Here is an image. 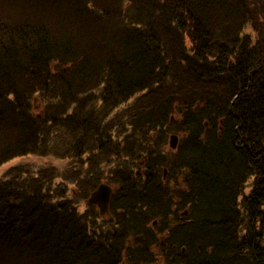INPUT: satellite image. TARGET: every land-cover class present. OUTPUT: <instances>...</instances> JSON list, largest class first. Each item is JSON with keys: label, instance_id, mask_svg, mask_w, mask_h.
<instances>
[{"label": "trees", "instance_id": "obj_1", "mask_svg": "<svg viewBox=\"0 0 264 264\" xmlns=\"http://www.w3.org/2000/svg\"><path fill=\"white\" fill-rule=\"evenodd\" d=\"M122 1L0 0V165L62 138L86 158L85 199L103 165L141 155L149 169L104 178L117 186L111 239L94 206L79 213L67 197L82 177L12 170L0 264H264V0ZM176 105L170 156L149 134H164Z\"/></svg>", "mask_w": 264, "mask_h": 264}, {"label": "rangeland", "instance_id": "obj_2", "mask_svg": "<svg viewBox=\"0 0 264 264\" xmlns=\"http://www.w3.org/2000/svg\"><path fill=\"white\" fill-rule=\"evenodd\" d=\"M122 5L124 6L125 10H127V8L130 7V5H132V0H123L122 1ZM254 17V16H253ZM253 22H247V24L244 27V31L243 33L245 35H248L251 37V39L253 38V40L256 39L258 33L255 30V28L253 27ZM262 24V23H260ZM143 94V95H142ZM140 95V94H138ZM148 94L147 93H141V97H146ZM36 102V101H35ZM132 102V101H130ZM123 108H125V106H120V110H122ZM39 108L37 107V110ZM193 109H195V111H199V106L198 107H194ZM174 112L172 114V118L170 119L171 122H173L172 125L167 126L165 128V132L164 134H160L159 131H154L152 133L149 134L150 137H154V140L156 142V145L158 146L159 150L162 152V154H164L165 151H167L168 153H170V156H174V154L172 152H174L178 146L176 148H173V150L169 149V135L170 134H176L178 136V139H181V134L174 132L176 130V124L179 122V116L180 114H182L183 111L179 112L177 105L174 108ZM86 112H89V108L85 109ZM118 112V109L116 110ZM40 113V112H38ZM115 113V111H114ZM134 113H137V111H135ZM138 114V113H137ZM113 116V115H112ZM112 119L111 115L108 116L107 120ZM119 121V120H118ZM207 125V122L205 123ZM208 126V125H207ZM115 129H119L120 130V126L115 127ZM113 130V136L114 137H118V139H122L121 136H118L119 133H117L116 130ZM123 130H127L123 128ZM207 130V134H208ZM136 130H133L130 132V130L128 129L129 134L135 133ZM158 135H160V139L158 137ZM166 139V142L163 140ZM52 141L50 143L51 149H50V153L45 155V156H38V155H28V156H23V157H18V158H14L12 160H9L3 164L0 165V180H5L6 178H9V173L13 170V171H23V170H27L30 171L31 173L35 174L37 173L38 170H42L44 168L50 169L52 167H54L57 171L58 175L62 174H66L67 177L68 176H76L75 178H78L79 176L82 177V182L80 184V182L78 184H73L69 182V184L67 185V197L72 199L75 203V206L77 208V211L79 213H84L86 211H88V206L89 204L86 202V199L83 198L80 194V190L82 188L85 187L86 183L90 182V178H88V176H83L84 172H87L88 174L90 173V171L88 170V166L87 165H82V163L84 162V160L86 159L85 156H82V159L80 160V158H74L73 155H71L70 157H68V152L67 150L70 148V144H68V142L66 140H63L62 138L59 140L56 136H52L51 137ZM67 139V137H66ZM115 142H118L119 145H122L121 141L119 140ZM138 140L142 141L143 144H145L146 138L138 136ZM148 145V144H146ZM176 152V151H175ZM65 156H62L64 155ZM60 155V156H59ZM111 155H113L111 153ZM114 156V155H113ZM114 159V158H113ZM82 162V163H81ZM147 163H148V159L146 157H142L140 155V157H138L137 159L135 158H121L118 161H114L113 163H108L106 165L101 166L100 171H99V175L100 177V181L101 183L105 182L104 178H106V180H108V178H112L115 173H117L116 177H119V174H125L126 177L130 175H135L138 174V172H140V174L145 178L147 177V172H149V169H147ZM90 170V168H89ZM155 172V171H154ZM150 173H153L150 171ZM174 176V171L171 167H163V169L161 170V181H164L163 185L166 183L170 184V188L172 190L176 189L179 185L176 184L175 182H169L170 179H172V177ZM147 179V178H146ZM145 179V180H146ZM115 180V179H114ZM60 181V179H56L55 182L58 183ZM54 182V183H55ZM254 183V177H249L247 183L245 184V188H244V192L246 195L250 193V191H252L253 188V184ZM92 190L90 189L88 192H91ZM96 210V208H95ZM97 212V210H96ZM181 213V212H180ZM110 215L107 214L106 216H102L100 218H96V225L98 227L97 229V233L102 232L104 234H106V236L108 238L111 239V236H108L106 233V230L109 229L113 232V226H111V222H110ZM133 244V242H132ZM130 243V241H126V245H132ZM127 252V251H126ZM155 264H172L171 262L169 263L168 260H166L165 258H159L158 261ZM177 264H183L181 262H178Z\"/></svg>", "mask_w": 264, "mask_h": 264}, {"label": "water", "instance_id": "obj_3", "mask_svg": "<svg viewBox=\"0 0 264 264\" xmlns=\"http://www.w3.org/2000/svg\"><path fill=\"white\" fill-rule=\"evenodd\" d=\"M176 143L177 137L175 135H172L170 138V146L175 147ZM111 193V186L104 183H100L90 193L89 197L87 198V202L96 205L99 209V214L103 216L108 212ZM107 233L110 234V231L108 230Z\"/></svg>", "mask_w": 264, "mask_h": 264}]
</instances>
